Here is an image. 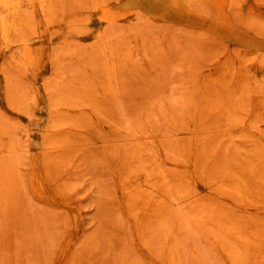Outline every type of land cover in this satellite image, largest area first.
<instances>
[{"label":"rangeland","instance_id":"rangeland-1","mask_svg":"<svg viewBox=\"0 0 264 264\" xmlns=\"http://www.w3.org/2000/svg\"><path fill=\"white\" fill-rule=\"evenodd\" d=\"M0 264H264V0H0Z\"/></svg>","mask_w":264,"mask_h":264},{"label":"bare ground","instance_id":"bare-ground-1","mask_svg":"<svg viewBox=\"0 0 264 264\" xmlns=\"http://www.w3.org/2000/svg\"><path fill=\"white\" fill-rule=\"evenodd\" d=\"M212 1H213V0H212ZM216 1H217V0H215V2H216ZM223 1H224V0H223ZM217 3H218V2H217ZM213 4H214V2H213ZM220 4H221V3H220ZM215 5H216V3H215ZM217 5H219V4H217ZM218 11H219V10H218ZM221 11H222V10H221ZM220 13H221V12H220ZM217 15H218V12H217ZM219 17H220V16H219ZM219 19H220V18H219ZM222 21H223V19H222ZM222 21L220 22V20H219L220 23L224 24L225 21H223V22H222ZM225 24H226V23H225ZM227 26H228V25H227ZM227 26H226V27H227Z\"/></svg>","mask_w":264,"mask_h":264}]
</instances>
